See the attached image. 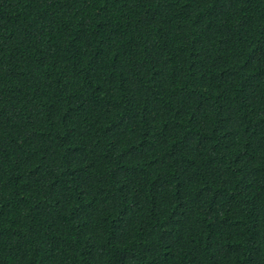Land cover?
I'll return each instance as SVG.
<instances>
[{
  "label": "trees",
  "instance_id": "16d2710c",
  "mask_svg": "<svg viewBox=\"0 0 264 264\" xmlns=\"http://www.w3.org/2000/svg\"><path fill=\"white\" fill-rule=\"evenodd\" d=\"M0 264H264V0H0Z\"/></svg>",
  "mask_w": 264,
  "mask_h": 264
}]
</instances>
